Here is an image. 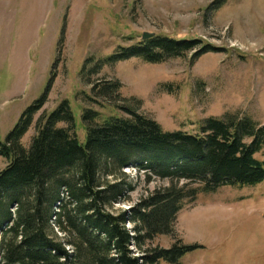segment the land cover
<instances>
[{
    "label": "rangeland",
    "instance_id": "374dc122",
    "mask_svg": "<svg viewBox=\"0 0 264 264\" xmlns=\"http://www.w3.org/2000/svg\"><path fill=\"white\" fill-rule=\"evenodd\" d=\"M144 33L199 40L214 50L162 64L106 61ZM53 74L48 101L23 139L26 147L40 117L64 100L75 112L81 142L84 110L124 116L116 108L127 107V99L141 101L132 105L168 132L196 134L205 120L229 115L264 126V0H0V142L44 96ZM111 81L123 86L118 101L94 90ZM257 158L264 161V150ZM7 165L0 157V172ZM124 173L134 191L115 205L116 214L170 185L158 177L149 181L136 167ZM179 241L201 246L183 264H264V182L200 194L179 213L174 235L159 236L151 246L169 249Z\"/></svg>",
    "mask_w": 264,
    "mask_h": 264
},
{
    "label": "trees",
    "instance_id": "16d2710c",
    "mask_svg": "<svg viewBox=\"0 0 264 264\" xmlns=\"http://www.w3.org/2000/svg\"><path fill=\"white\" fill-rule=\"evenodd\" d=\"M202 43L156 35L120 47L106 61L140 58L162 64L193 51L197 59L214 50ZM54 81L53 74L44 96L0 142V157L8 161L0 172V264H183L201 246L182 241L169 249L151 245L159 236L174 235L186 202L225 187L244 189L264 182V161L257 158L264 150V126L250 117L229 115L205 120L196 134L168 132L137 111L132 105L141 106L137 99L116 108L124 116L103 118L95 110H84V142L77 135L71 103L64 100L40 117L26 147L23 139L46 105ZM122 87L111 81L94 90L118 101ZM129 167L144 171L149 181L158 177L170 185L116 214L115 205L134 191L124 173Z\"/></svg>",
    "mask_w": 264,
    "mask_h": 264
},
{
    "label": "water",
    "instance_id": "95a60500",
    "mask_svg": "<svg viewBox=\"0 0 264 264\" xmlns=\"http://www.w3.org/2000/svg\"><path fill=\"white\" fill-rule=\"evenodd\" d=\"M154 36H156V34H154V33H144V35H143V39H144V40L151 39V38H153Z\"/></svg>",
    "mask_w": 264,
    "mask_h": 264
}]
</instances>
